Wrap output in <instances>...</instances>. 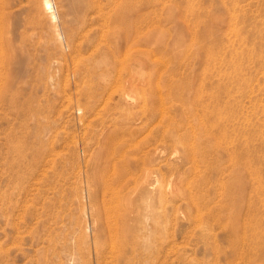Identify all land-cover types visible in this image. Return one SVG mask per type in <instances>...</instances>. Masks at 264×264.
<instances>
[{"label": "rangeland", "instance_id": "374dc122", "mask_svg": "<svg viewBox=\"0 0 264 264\" xmlns=\"http://www.w3.org/2000/svg\"><path fill=\"white\" fill-rule=\"evenodd\" d=\"M50 3L0 0V264H96L97 241L102 264H264V0ZM115 227L129 262L109 257Z\"/></svg>", "mask_w": 264, "mask_h": 264}, {"label": "bare ground", "instance_id": "6f19581e", "mask_svg": "<svg viewBox=\"0 0 264 264\" xmlns=\"http://www.w3.org/2000/svg\"><path fill=\"white\" fill-rule=\"evenodd\" d=\"M5 2V1H4ZM44 3H45V6L46 7H48V8H51V3H50V0H44ZM93 3V2H92ZM91 4V3H90ZM120 4H121V2L120 3H118V4H116V8H117V5L118 6H120ZM94 6H96V4L94 5ZM115 6V5H114ZM121 7V6H120ZM131 8V6H127L126 8H125V10H123V11H119V9L117 10L116 9V11H114V13H113V15L111 16V18L112 19H114L113 21H118V20H121V21H123L124 19H129V16L132 14V9H130ZM133 9H134V7H133ZM52 10V9H51ZM135 13V12H134ZM105 16V15H104ZM53 18V17H52ZM52 18H51V20H52ZM232 18V17H231ZM234 18H235V16H234ZM128 25V24H127ZM127 25H126V27H127ZM121 28V27H120ZM121 30H122V28H121ZM127 30H128V28H127ZM123 32H124V30H122ZM126 31V30H125ZM123 32H121L122 34H124ZM231 32V31H230ZM121 34V35H122ZM59 35V34H58ZM127 35H128V33H127ZM128 37V36H127ZM127 37H125L124 39H126ZM192 43H193V41H192ZM233 48H235V47H233ZM154 50V49H153ZM217 52V51H216ZM125 53H127V52H125ZM154 53V52H153ZM212 54V53H211ZM220 56H221V54H220ZM221 58V57H220ZM185 59V58H184ZM216 59V58H215ZM231 59H233V58H231ZM220 61V60H219ZM222 61H223V59H222ZM127 62V61H126ZM205 62H207L206 60H205ZM231 62V61H230ZM121 64V63H120ZM217 64V63H216ZM238 66V65H237ZM122 67V66H121ZM217 70H219L218 68H216ZM229 69V68H228ZM236 70V69H235ZM223 71V70H222ZM219 72V71H218ZM158 73V72H157ZM171 75V74H170ZM217 76V75H216ZM240 76V75H239ZM117 77V75L115 76V78ZM234 77H235V75H234ZM241 77V76H240ZM238 78V77H237ZM120 79V78H119ZM118 79V80H119ZM230 79V78H229ZM4 80V79H3ZM113 80V79H112ZM117 80V81H118ZM161 80V79H160ZM231 80V79H230ZM5 81V80H4ZM239 81V80H238ZM119 82V81H118ZM173 82V81H172ZM80 84V83H79ZM196 84V83H195ZM216 84H218V83H216ZM231 84V83H230ZM237 85V84H236ZM90 87V86H89ZM101 87V86H100ZM218 87H219V85H218ZM216 88V87H215ZM129 89V88H128ZM160 90L161 89H159V92H160ZM201 90V89H200ZM123 91V90H122ZM162 91V90H161ZM179 91V90H178ZM109 92V91H108ZM201 92V91H200ZM204 92V91H203ZM216 92V91H215ZM229 92V91H228ZM219 93V92H218ZM231 93H233L234 94V92H231ZM230 93V94H231ZM108 94V93H107ZM105 95V94H104ZM159 95V94H158ZM123 96V95H122ZM169 96V95H168ZM202 96V95H201ZM175 97V96H174ZM212 97V96H211ZM235 97V96H234ZM194 98V97H193ZM227 99V98H226ZM198 100V99H197ZM228 100V99H227ZM231 100H232V98H231ZM235 100V99H234ZM192 101H194L193 99H192ZM85 102V101H84ZM183 102V101H182ZM198 102V101H197ZM228 102V101H227ZM215 103H216V101H215ZM201 104V103H200ZM208 104V103H207ZM223 104H224V102H223ZM172 105V104H171ZM195 106L197 105L196 103L194 104ZM219 105V104H218ZM184 106V105H183ZM198 106V105H197ZM97 107V106H96ZM162 107V106H161ZM214 107V106H213ZM166 108V107H165ZM200 108L202 109V107H201V105H200ZM204 108V107H203ZM214 108H216V107H214ZM218 108V107H217ZM194 109H197V108H194ZM205 109H207V108H205ZM241 109V108H240ZM198 110V109H197ZM213 110H215V109H213ZM196 111V110H195ZM209 111V110H208ZM212 111V110H211ZM226 111V110H225ZM228 111H231V110H228ZM227 111V112H228ZM213 113H214V111H212ZM216 112V111H215ZM92 113V112H91ZM202 113V112H201ZM212 113V114H213ZM224 113V112H223ZM226 113V112H225ZM231 113V112H230ZM237 113V112H236ZM186 114V113H185ZM188 114V113H187ZM220 114V113H219ZM168 115V114H167ZM91 116V115H90ZM187 116V115H186ZM192 116H193V114H192ZM194 116H196V115H194ZM202 116V115H201ZM216 115H214L213 114V118L215 117ZM250 116V115H249ZM163 117V116H162ZM179 117V116H178ZM184 117V116H183ZM211 117V118H212ZM245 117H246V115H245ZM187 118H188V116H187ZM233 118V117H232ZM250 118V117H249ZM167 119V118H166ZM220 119H222L221 117H220ZM228 119V118H227ZM173 120V119H172ZM190 120V119H189ZM207 120V119H206ZM186 121V120H185ZM211 121H212V119H211ZM215 121V120H214ZM160 122V121H159ZM189 122H192V121H189ZM202 123V122H201ZM215 123V122H214ZM248 123V122H247ZM246 123V124H247ZM196 124V123H195ZM217 124V123H216ZM224 123H222V125H223ZM164 125V124H163ZM178 125H179V123H178ZM188 124H186V126H187ZM221 125V126H222ZM242 125V124H241ZM172 126V125H171ZM199 126H200V124H199ZM211 126V125H210ZM247 126V125H246ZM249 126H251V125H249ZM111 127V126H110ZM179 127H181V126H179ZM178 127V128H179ZM197 127V126H196ZM201 127V126H200ZM205 127V126H204ZM207 127L208 126H206V131H207ZM229 127V126H228ZM227 127V128H228ZM237 127V126H236ZM187 128V127H186ZM188 128H189V125H188ZM199 128V127H198ZM219 128V127H218ZM225 128V127H224ZM170 129H172V130H170L171 132L173 131V129H176L175 127L174 128H170ZM190 129V128H189ZM188 129V130H189ZM191 129H192V126H191ZM205 129V128H204ZM202 130V129H201ZM222 130H223V128H222ZM221 130V132H223ZM227 130V129H226ZM232 130H234V129H232ZM240 130V129H239ZM176 131V130H175ZM174 131V132H175ZM218 131V130H217ZM150 132V131H149ZM166 132H169L167 129H165L164 131H163V136H165L167 133ZM171 132H169L167 135L168 136H170L171 137V139H176V141L178 142V138H177V136H178V134H177V136H176V134H174V133H171ZM190 132V131H189ZM198 132H200L199 130H198ZM216 132V131H215ZM166 133V134H165ZM176 133H178V132H176ZM184 133V132H183ZM196 133V132H195ZM209 132H207V134H208ZM220 133V132H219ZM225 133V131L223 132V134ZM57 134V133H56ZM193 135H194V133H192ZM198 134H200V133H198ZM198 134L196 133V135H197V137H198ZM218 134V133H217ZM222 134V133H221ZM222 134V135H223ZM234 134V133H233ZM108 135H110V134H108ZM113 135V134H112ZM112 135H111V137H112ZM209 135V134H208ZM130 136H131V134H130ZM188 136V135H187ZM207 136V135H206ZM224 136V135H223ZM231 136H233V135H231ZM49 137V136H48ZM110 137V136H109ZM132 137V136H131ZM196 137V136H195ZM195 137H192L193 139L195 138ZM201 137L202 136H200V137H198V139L200 140L201 139ZM204 137V136H203ZM214 137H215V135H214ZM114 138H116L115 136H114ZM189 138H190V136H189ZM224 138V137H223ZM180 139V138H179ZM197 139V140H198ZM232 139V138H231ZM230 139V140H231ZM235 139V138H234ZM115 140V139H114ZM197 140H195L194 139V143H195V141H197ZM199 140L197 141L198 143H199ZM220 140V139H219ZM108 141H109V139H108ZM162 141V140H161ZM180 141V140H179ZM192 141V140H191ZM232 141H233V139H232ZM135 142V141H134ZM171 142V141H170ZM148 143V142H147ZM146 143V144H147ZM157 143V142H156ZM181 143H184V140H183V142H181L180 141V144ZM264 143V142H263ZM262 143V144H263ZM136 144V143H135ZM138 144V143H137ZM136 144V145H137ZM185 144V143H184ZM229 144V143H228ZM141 145H143V143L141 144ZM182 145V144H181ZM187 145V144H186ZM196 145H197V143H196ZM108 146V145H107ZM184 146V145H183ZM202 146V145H201ZM200 145H199V147L202 149V147H201ZM120 147V146H119ZM156 147V146H155ZM177 147V146H176ZM185 147V146H184ZM194 147H195V145H194ZM198 147V148H199ZM231 147V146H230ZM239 147V146H238ZM135 148V147H134ZM138 148V147H137ZM154 148V147H153ZM188 148V147H187ZM193 148V147H192ZM191 148V149H192ZM196 148V147H195ZM224 148H225V146H224ZM108 149V148H107ZM147 149V148H146ZM145 149V150H146ZM157 149V148H156ZM112 150V149H111ZM164 150V149H163ZM162 150V151H163ZM186 150V149H185ZM184 150V151H185ZM193 150V149H192ZM195 150V149H194ZM194 150H193V152H194ZM227 150V149H226ZM135 151V150H134ZM137 151V150H136ZM232 151V150H231ZM248 151V150H247ZM113 152V151H112ZM119 152V151H118ZM121 152V151H120ZM175 152V151H174ZM177 152H178V150H177ZM229 152V151H228ZM200 153V151L198 152V154ZM219 153V152H218ZM231 153V152H230ZM110 154V153H109ZM122 154V153H121ZM189 154V153H188ZM194 154V153H193ZM193 154H191V155H193ZM113 155H115V154H113ZM203 155H201V157H202ZM248 156V155H247ZM135 157V156H134ZM198 157V156H197ZM199 157H200V155H199ZM113 158V157H112ZM166 158V157H165ZM239 159L238 158V155H237V153L236 152H234L233 151V156H232V159H235V160H237V159ZM105 159V158H104ZM107 159H109V158H107ZM119 159V158H118ZM216 159V158H215ZM139 160V159H138ZM206 160H208V159H206ZM231 160V159H230ZM243 159H241V161H242ZM113 161V160H112ZM114 161H115V159H114ZM127 162V161H126ZM197 163V161L195 162V167H196V164ZM201 163V162H200ZM245 164H243V166L245 167V169H246V171L248 172V174L249 175H251V167H253V166H251V164L248 162V160H245V162H244ZM143 165V164H142ZM237 165V164H236ZM115 165L113 164V167H114ZM198 166V165H197ZM211 166V165H210ZM227 166V165H226ZM135 167V166H134ZM192 167V166H191ZM220 167V166H219ZM119 169H120V167H118ZM218 168V167H217ZM231 168V167H230ZM102 169H103V167H102ZM116 169V168H115ZM137 169V168H136ZM189 169V168H188ZM240 168H238L237 169V171L236 172H234L233 174H234V178H235V184L233 185V184H227L226 186L224 185L223 186V195L225 196V198L229 201V205L227 206L228 208H229V212H232V214L234 213L235 215L236 214H239L240 213V211H241V209H242V207H243V197L241 198V202H238L237 204H235V203H233L232 202V200L231 199H233V198H236V196L237 195H240V193H241V191H242V174H240V172L241 171H238ZM123 170V169H122ZM191 170H192V168H191ZM190 170V171H191ZM193 170H194V168H193ZM197 170V169H196ZM112 171H113V169H112ZM116 171H117V169H116ZM228 171V170H227ZM119 172V171H118ZM124 173H125V171H123ZM135 172V171H134ZM144 172V171H143ZM162 172V171H161ZM164 172H165V170H164ZM196 172H198V171H196ZM259 172V171H258ZM139 173V172H138ZM199 173V172H198ZM197 173V174H198ZM203 173V172H202ZM230 173H232L231 171H230ZM101 174V173H100ZM130 175H131V173H130ZM134 175V174H133ZM149 175H151V171H149V170H146L145 169V176H146V178L149 176ZM192 175V174H191ZM256 175V174H255ZM118 176V175H117ZM124 176V175H123ZM143 176V175H142ZM186 176V175H185ZM184 176V177H185ZM197 176V175H196ZM224 176V175H223ZM132 177V176H131ZM188 178H190L189 176H187ZM187 177H185V178H187ZM195 177V176H194ZM222 177V176H221ZM227 177V176H226ZM252 177V176H251ZM181 178H183L182 176H181ZM180 178V179H181ZM184 178V179H185ZM193 178V177H192ZM191 178V179H192ZM196 178V177H195ZM200 178V177H199ZM231 178V177H230ZM230 178H228V179H230ZM120 179V178H119ZM144 179V178H143ZM161 179V178H160ZM207 179V178H206ZM227 179V180H228ZM115 180V179H114ZM133 180V179H132ZM142 180V179H141ZM148 180H149V178H147V180H146V184L147 185H152L153 186V183L152 182H148ZM220 180H223V179H220L219 178V182H221ZM123 181V180H122ZM121 181V182H122ZM187 181V183H188V180H186ZM194 181V180H193ZM196 181V180H195ZM218 180H216L215 182H217ZM224 181V180H223ZM231 181H232V179H231ZM231 181H227L228 183L229 182H231ZM258 181V180H257ZM155 182H156V180H155ZM181 182V181H180ZM214 182V181H213ZM213 182H209V183H213ZM214 182V183H215ZM253 182V181H252ZM194 183V182H193ZM208 183V182H207ZM222 183V182H221ZM220 183V184H221ZM162 184V183H161ZM169 184V183H168ZM170 184H171V182H170ZM169 184V185H170ZM181 184V183H180ZM189 184H192V183H189ZM188 184V185H189ZM218 184V183H217ZM256 184V183H255ZM119 185H120V183H119ZM215 185V184H214ZM259 185V184H258ZM257 185V186H258ZM185 186H187V184L185 185ZM203 186V185H202ZM212 186V185H211ZM255 186V185H254ZM263 186H264V183H263ZM138 187V186H137ZM160 187H161V185H160ZM169 187H171V186H169ZM187 187H189V186H187ZM214 187H217V185H215ZM222 187V186H221ZM262 187V186H261ZM178 188V187H177ZM218 188V187H217ZM219 188H220V186H219ZM218 188V189H219ZM171 189V188H170ZM203 189V188H202ZM202 189H201V191H202ZM204 189H206V188H204ZM217 189V190H218ZM183 190V189H182ZM213 190V189H212ZM214 190H215V188H214ZM190 191V190H189ZM188 188H187V190L185 191L187 194H188ZM204 191V190H203ZM124 192V191H123ZM134 192V191H133ZM195 192V191H194ZM206 191H204V193H205ZM209 192V191H208ZM258 192V191H257ZM263 192V191H262ZM261 192V193H262ZM207 193V192H206ZM220 193V192H219ZM219 193H218V195H219ZM166 194H167V192H166ZM189 194H191L190 196L192 197L193 196V192L192 193H189ZM189 194L187 195L188 197H189ZM208 194V193H207ZM217 194V193H216ZM221 194V193H220ZM264 194V193H263ZM185 195V194H184ZM196 195H197V192H196ZM233 195H235V197L233 196ZM102 196V195H101ZM105 196V195H104ZM205 196V195H204ZM119 197V196H118ZM187 197V198H188ZM207 197H209V196H207ZM168 200H169V198H167ZM185 199V198H184ZM195 199V198H194ZM193 198L191 199V201L193 200V202L194 203H197L195 200H197V199H195L194 200ZM213 199V198H212ZM167 200V201H168ZM208 200V199H207ZM210 200V199H209ZM170 201V200H169ZM172 201V200H171ZM175 201V200H174ZM178 201V200H177ZM187 201V200H186ZM190 201V200H189ZM250 201V200H249ZM173 202V201H172ZM193 202H192V204H193ZM204 202V201H203ZM217 202H219V201H217ZM216 202V203H217ZM213 203V202H212ZM212 203H210V205L212 204ZM220 203V202H219ZM207 204V203H206ZM221 204H222V202H221ZM251 202L248 204V202H247V205H248V207H250L251 206ZM188 205V204H187ZM195 205V204H194ZM197 205V204H196ZM198 206V205H197ZM217 206V205H216ZM223 206H225V205H223ZM160 207H162V206H160ZM206 207H207V205H206ZM210 207V206H209ZM208 207V208H209ZM215 206H213V208H214ZM150 208V207H149ZM188 208V207H187ZM212 208V207H211ZM212 208V209H213ZM222 208V206L221 205H219V209H221ZM226 208V206L224 207V209ZM199 209H201V208H199ZM205 209V208H204ZM223 209V210H224ZM235 209V210H234ZM189 210L191 211V209L189 208ZM202 210V209H201ZM194 211H195V209H194ZM211 211V210H210ZM213 211V210H212ZM198 212H199V210H198ZM198 212H197V215H198ZM203 212H205V210L203 211ZM203 212H201V213H203ZM207 212H209V211H207ZM222 212V211H221ZM254 212V211H253ZM188 214H190V213H188ZM213 214V213H212ZM217 214V213H216ZM193 216V215H192ZM191 216V217H192ZM210 216V215H209ZM217 217V216H216ZM252 217V216H251ZM250 217V218H251ZM195 218H199L198 216L197 217H195ZM209 218V217H208ZM218 218H219V216H218ZM217 218V219H218ZM240 218V217H239ZM239 218L238 219H236L234 222H232L233 220L232 219H230L229 221H227V226H230V230H231V234H232V237H233V240H232V242L233 243H237L238 242V239L240 238V236H241V233L239 232V227H241V224H242V222H243V224L245 225L247 222H248V219L247 220H242L241 218H240V220H239ZM200 219V218H199ZM202 219V218H201ZM200 219V220H201ZM216 219V218H215ZM214 219V220H215ZM191 220H193V219H191ZM220 220V219H219ZM199 221V220H198ZM202 221V220H201ZM210 221V220H209ZM218 221V220H217ZM118 222V221H117ZM205 222V221H204ZM213 222V221H212ZM220 222V221H219ZM248 223H250V222H248ZM199 224H202V223H199ZM116 225V224H115ZM217 225H218V223H217ZM247 225V224H246ZM117 226V225H116ZM203 226V225H202ZM203 228V227H202ZM201 228V229H202ZM243 228H244V226H243ZM245 228H246V226H245ZM204 229V228H203ZM202 229V230H203ZM247 229V228H246ZM95 230V229H94ZM131 230V227H115L114 229H110V228H108V236H109V249H108V254H109V257H110V259H111V261H113V262H115V263H120V262H126V261H128L129 262V260L131 261L134 257L133 256H131V257H126L125 255V250H124V248H125V238L127 237V235L129 234V231ZM201 230V232H204V230L202 231ZM247 231V230H246ZM245 231V232H246ZM208 232H206V233H203V236H205L206 234H207ZM247 233V232H246ZM205 234V235H204ZM210 234V233H209ZM214 234V233H213ZM243 234V236H244V238L243 237H241L242 239H248V242H249V240H251L252 238H250V234H248L247 236H246V234L245 233H242ZM97 235V234H96ZM211 235V234H210ZM260 235V234H259ZM95 236V235H94ZM93 236V237H94ZM209 236V235H208ZM122 238L121 240L119 239V238ZM202 237V236H201ZM207 237V236H206ZM211 237H213V236H211ZM124 238V239H123ZM96 241L98 240L97 238L95 239ZM212 240H214V238L212 239ZM211 240V241H212ZM213 242V241H212ZM96 244H94V254H95V259H96V264H102V263H98V260L97 259H99V258H101V256H102V254L104 255V243L103 242H101V241H97V242H95ZM107 243V242H106ZM128 243V242H127ZM255 243V242H254ZM212 244V243H211ZM209 245V244H208ZM256 245H257V243H256ZM213 246V245H212ZM217 246V245H216ZM258 246V248L260 247L261 249H263V251H264V242L263 243H260L259 245H257ZM127 247V246H126ZM218 247V246H217ZM212 249H214L213 247H212ZM221 250V249H220ZM169 251V250H168ZM219 250H217V252H218ZM167 252V251H166ZM170 252V251H169ZM226 255V254H225ZM264 255V254H263ZM59 256V255H58ZM167 256V255H166ZM103 257L104 256H102V259H103ZM48 258V257H47ZM108 258V257H107ZM125 258H127L126 260H125ZM160 258V257H159ZM94 259V258H93ZM106 259V258H105ZM165 259V261L167 260L166 258H164ZM101 262V261H100ZM167 262V261H166ZM90 264V263H89ZM111 264V263H110ZM160 264V263H159ZM163 264H164V262H163Z\"/></svg>", "mask_w": 264, "mask_h": 264}]
</instances>
